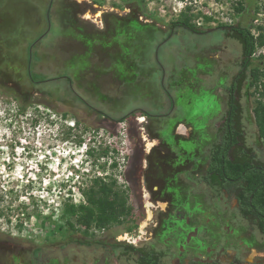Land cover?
<instances>
[{"label": "rangeland", "instance_id": "obj_1", "mask_svg": "<svg viewBox=\"0 0 264 264\" xmlns=\"http://www.w3.org/2000/svg\"><path fill=\"white\" fill-rule=\"evenodd\" d=\"M238 1L0 0V264H136L109 249L129 240L164 264L264 263V235L202 179L240 63L223 26L249 28L253 60L264 57V0L237 15ZM182 14L199 33L170 30ZM45 31L31 71L39 82L58 79L34 85L28 45ZM252 92L246 82V144L264 163ZM107 176L128 209L121 223L74 224L66 206L85 202L82 190Z\"/></svg>", "mask_w": 264, "mask_h": 264}, {"label": "trees", "instance_id": "obj_2", "mask_svg": "<svg viewBox=\"0 0 264 264\" xmlns=\"http://www.w3.org/2000/svg\"><path fill=\"white\" fill-rule=\"evenodd\" d=\"M253 0H239L236 3L235 12L241 14L253 6ZM51 5V2H50ZM50 5L46 9L47 26H50L49 14ZM206 21L209 18L204 17ZM181 27L192 33H199L194 24L185 14L171 24L170 30ZM225 27V35L235 40L240 45V63L236 74L226 86L225 109L221 117L220 124L216 128L215 142L212 144L206 165L203 181L213 187L223 191L229 198L235 200L239 214L248 223L253 225L257 231L264 235V163L257 158V154L246 144V135L243 124V110L241 105V94L245 83L252 89L254 97L253 115L257 126L258 136L264 147V57L253 60L252 55L255 49L256 39L250 29L237 23ZM48 30V29H47ZM46 30V31H47ZM46 31L35 41L28 45V49L34 47L36 42L45 35ZM30 55L27 52L28 77L32 84L37 85L42 82L52 81L47 79L39 82L33 78L41 74H33L31 71ZM46 79V78H45ZM71 85L68 77L62 76ZM76 99L86 108L93 109L86 101L75 95ZM134 113V112H131ZM114 122H123L129 114L113 118L102 114ZM141 115L149 117L150 114L142 111ZM90 154V148L87 150ZM85 202L77 205L68 204L70 217L74 224L78 226L90 227L109 226L120 224V216L126 215L128 209L125 206V199L118 192L116 181L110 176L105 179L95 177L91 184L82 190ZM112 250H121L127 255H134L136 264H163L161 254L132 245L114 242ZM205 264H222L212 261ZM227 264H242L238 260H233ZM251 264H264L255 262Z\"/></svg>", "mask_w": 264, "mask_h": 264}, {"label": "bare ground", "instance_id": "obj_3", "mask_svg": "<svg viewBox=\"0 0 264 264\" xmlns=\"http://www.w3.org/2000/svg\"><path fill=\"white\" fill-rule=\"evenodd\" d=\"M139 121H143V118H140ZM181 131L185 132L184 128L181 127L180 128ZM144 141H147L146 137H144ZM154 147L153 142H148L146 145V152H149L152 148ZM143 204L146 208V214H147V219L146 221H149L152 217V212L151 209L154 207V205L149 201V195L147 194V192L145 193V195H143ZM160 207H163V205H159ZM145 226V223H143L141 225V229Z\"/></svg>", "mask_w": 264, "mask_h": 264}, {"label": "flooded vegetation", "instance_id": "obj_4", "mask_svg": "<svg viewBox=\"0 0 264 264\" xmlns=\"http://www.w3.org/2000/svg\"><path fill=\"white\" fill-rule=\"evenodd\" d=\"M171 104V103H170ZM172 105V104H171ZM173 106V105H172ZM181 127V126H180ZM183 127V126H182ZM184 128V127H183ZM184 130H185V128H184ZM177 135H181V134H179V133H176ZM167 144L168 145H170L171 144V139L170 138H168V140H167ZM167 151H169V148H167ZM145 207V206H144ZM160 206H158V208H159ZM153 209V208H152ZM179 217V216H178ZM152 218V217H151ZM176 219H178V220H180V221H183L184 220V222L186 223V224H188V223H190V219L189 218H185V217H183V216H181L180 218H176ZM151 220V219H150ZM129 241H131L130 243L131 244H128V245H132V246H134L135 244V241L136 240H129ZM117 243H122V242H118L117 241ZM109 249H111L112 250V247H111V245H109ZM134 247H136V246H134ZM141 248V247H140ZM151 251H154V250H151ZM156 252V251H155ZM159 253V252H158ZM161 254V253H160ZM161 261H162V255H161ZM212 261H218V260H211V261H209V262H206V263H210V262H212ZM30 262H31V264H38V260H35V259H32V260H30ZM218 262H220V261H218ZM162 263H163V261H162ZM221 263V262H220ZM164 264V263H163ZM203 264H205V263H203ZM223 264V263H222Z\"/></svg>", "mask_w": 264, "mask_h": 264}, {"label": "water", "instance_id": "obj_5", "mask_svg": "<svg viewBox=\"0 0 264 264\" xmlns=\"http://www.w3.org/2000/svg\"><path fill=\"white\" fill-rule=\"evenodd\" d=\"M28 52H29V53L31 52V49H30V48L28 49Z\"/></svg>", "mask_w": 264, "mask_h": 264}]
</instances>
